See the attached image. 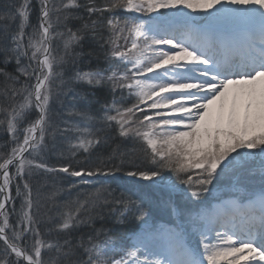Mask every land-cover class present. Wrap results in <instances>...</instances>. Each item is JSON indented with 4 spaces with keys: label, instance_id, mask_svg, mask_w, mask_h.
<instances>
[{
    "label": "snow or ice",
    "instance_id": "1",
    "mask_svg": "<svg viewBox=\"0 0 264 264\" xmlns=\"http://www.w3.org/2000/svg\"><path fill=\"white\" fill-rule=\"evenodd\" d=\"M0 132V264H264V0L0 2Z\"/></svg>",
    "mask_w": 264,
    "mask_h": 264
},
{
    "label": "trees",
    "instance_id": "2",
    "mask_svg": "<svg viewBox=\"0 0 264 264\" xmlns=\"http://www.w3.org/2000/svg\"><path fill=\"white\" fill-rule=\"evenodd\" d=\"M0 2H5V0H0ZM13 2L22 3L23 0H13ZM33 2L35 3L36 0H33ZM98 2H99V3H103V0H98ZM37 7H38V5H37ZM35 20H36V17H35V14H33V16H32V21H33V23H35ZM53 46H54V47L56 46V42H54V45H53ZM85 51H87V48L85 49ZM84 63H85V65H86V64L88 63V61L85 60ZM93 63H94V58H93ZM97 96H98L101 100H103V99L106 97V93H104V92H98V93H97ZM108 98L110 99V97H108ZM6 140H7L6 135H5L3 132H0V145H3V144L6 142ZM131 147H132V145H131V143H129V144L127 145V148L130 150ZM51 162L54 163L55 161L53 160V161H51ZM120 175L122 176L123 174L121 173ZM124 179H126V178H124ZM115 186H116V184L113 183V187H115ZM13 195H15V188H14V186H13ZM61 195H62V193H61ZM17 206H18V205H17Z\"/></svg>",
    "mask_w": 264,
    "mask_h": 264
}]
</instances>
